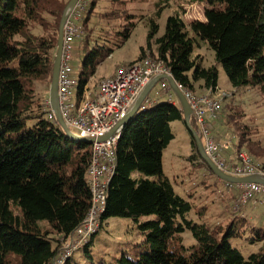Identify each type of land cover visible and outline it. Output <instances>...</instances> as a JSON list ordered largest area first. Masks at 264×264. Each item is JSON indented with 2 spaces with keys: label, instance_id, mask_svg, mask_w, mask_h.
Segmentation results:
<instances>
[{
  "label": "trees",
  "instance_id": "trees-1",
  "mask_svg": "<svg viewBox=\"0 0 264 264\" xmlns=\"http://www.w3.org/2000/svg\"><path fill=\"white\" fill-rule=\"evenodd\" d=\"M109 1L110 7L102 12L101 0H92L81 20L78 39L86 54L80 93L100 63L113 54L110 43H125L144 19L132 13L128 3L148 0ZM192 1L206 2V20L187 23L176 12L168 17L161 35L158 19L171 0L155 2L154 15L144 19L146 43L134 62L147 57L163 61L184 88L196 94L218 92L217 65L205 66L203 56L195 54L199 37L214 50L233 88L256 90L264 100V0ZM69 2L0 0V264H50L63 238L82 225L92 205L88 182L92 144L69 138L50 117L47 104L60 22ZM97 12L100 19L117 20L120 28L91 24ZM41 83L45 85L39 90ZM228 96L225 93L223 100ZM165 98L142 106L121 132L100 226L79 250L88 261L75 260L74 254L66 264H264V247L245 256L232 243L239 237L264 242V227L241 224L245 218L240 215L226 225L222 221L213 225L204 220L207 206L197 209L201 223L188 217L194 206L177 193L163 166L164 151L175 139L172 122L186 121L181 105ZM236 113L223 122L230 136H240L235 148H247L261 158L259 142L250 137L249 125L235 119ZM190 134V159L214 174ZM136 172L141 175L135 176ZM150 215L157 218L141 222ZM111 217L133 218L146 242L136 256L95 262L94 237ZM186 230L196 239L191 246L184 243Z\"/></svg>",
  "mask_w": 264,
  "mask_h": 264
},
{
  "label": "rangeland",
  "instance_id": "rangeland-1",
  "mask_svg": "<svg viewBox=\"0 0 264 264\" xmlns=\"http://www.w3.org/2000/svg\"><path fill=\"white\" fill-rule=\"evenodd\" d=\"M156 1L157 0H148L146 2L130 1L127 6L130 7L132 13L137 14V16L141 15V17L145 19L154 15V12L156 11ZM109 2V0H101L100 7L102 9L99 10L103 12L104 8H109ZM205 7L206 2L204 1L193 2L192 0H171L169 5L163 9L161 16L158 19L161 26L159 35L164 33L168 17L176 12L181 13L187 23H190L194 19L205 21ZM139 18L135 19V21H138ZM144 19L137 22V26L132 36L125 43L119 46L116 41L110 43V45H113L114 47L113 54L100 63L96 75L89 83L91 90L97 89L106 79L116 76L121 68L136 63L134 61L139 56L140 47L146 43L148 34V27L146 26ZM92 20L91 24L100 23V27L105 26L106 28H112L114 30L120 28L117 20L107 21L106 19H100L98 12L92 17ZM92 45L93 44H91L90 47H92ZM73 47V75L79 79L83 69L86 47L79 42V39L75 40ZM195 54L203 56L205 66L217 65L219 69L218 86L222 92L228 93L229 95L224 98L221 105V113L223 114L224 119L223 122L226 123L229 115L237 112L235 119L237 120L238 118V120L242 121L244 125L247 124L250 126V137L259 142L261 150L258 151V154L262 157L260 158L259 156H256V158L249 149L244 148V150L253 157L259 168L264 170L263 98L256 92V90L245 91L243 89L233 88L223 65L217 61L214 50L199 37ZM44 85V83L39 84L38 89H43ZM157 92L159 94L162 92L161 82H158L156 87L151 91L149 98L152 100L157 98L155 101H163L166 99L165 97H162L163 95L155 96ZM206 94H209V92H198L197 95ZM231 127H233L232 124ZM172 128L175 133V139L171 141L164 151V172L172 179L177 193L193 204L194 207L188 214V217L201 223L202 219L197 213V209L199 207L207 206L204 220L211 222L213 225L222 221V223L226 225L232 220V214L229 215L230 213L228 212L235 210L232 207L234 204L230 202L232 201L231 189L227 187L230 183L211 174L204 164L194 162L190 159V155L193 152V146L190 131L184 121L177 120L172 122ZM211 128L213 129V124L211 125ZM233 139L234 144H236L240 141V136L235 134ZM134 175L138 176L141 175V173L136 172ZM260 207L263 208L264 206ZM242 208H246L247 210L254 208V206L252 203H249ZM262 208L255 210V215H257L256 219L263 215L260 213L264 211ZM155 218H157L156 215L146 216L141 219V222ZM259 223L260 225H263L264 222L261 221ZM41 224L46 225L48 222L41 221ZM245 235L249 237V233H246ZM183 236L184 243L187 246L196 243V239L190 230H186ZM145 242L146 236L133 218L111 217L94 237L92 243V260L95 262L115 263L116 258H120L123 254L136 256ZM232 243L234 246L238 247L245 256H248L252 252H258L264 247V242L262 241L251 242V240L244 239L243 237L233 238ZM74 259L83 263L88 261V258L83 251L76 252Z\"/></svg>",
  "mask_w": 264,
  "mask_h": 264
},
{
  "label": "built area",
  "instance_id": "built-area-1",
  "mask_svg": "<svg viewBox=\"0 0 264 264\" xmlns=\"http://www.w3.org/2000/svg\"><path fill=\"white\" fill-rule=\"evenodd\" d=\"M92 0H79L71 11L64 27V46L59 72V102L62 116L70 129L80 137L94 139L92 159L88 168V182L92 194V205L82 223L74 232L62 240L61 250L50 264H66L68 259L87 244L100 226V218L107 204L108 186L117 164V145L121 132L100 141L127 115L131 104L141 89L156 76L172 75L163 61L147 57L128 67L121 68L116 76L103 81L95 90L89 84L82 93L80 80L73 75V45L82 34L81 20ZM162 92L170 99L178 100L167 79L161 81ZM191 108L198 117L200 133L206 152L215 164L228 174L237 177L264 175L253 157L245 150H237L235 158L229 154L234 147L233 139L222 140L214 133L211 125L220 114L224 92L197 95L178 84ZM168 92V93H167ZM159 94V93H158ZM149 97L143 107L153 104ZM50 106V100H47ZM51 108V106H50ZM50 117L56 119L51 109ZM238 192L236 206L250 201H264V185L261 183L228 184Z\"/></svg>",
  "mask_w": 264,
  "mask_h": 264
},
{
  "label": "water",
  "instance_id": "water-1",
  "mask_svg": "<svg viewBox=\"0 0 264 264\" xmlns=\"http://www.w3.org/2000/svg\"><path fill=\"white\" fill-rule=\"evenodd\" d=\"M79 0H70L68 3L62 20L60 22V27H59V35H58V47H57V52L55 55V60H54V69H53V77L52 81L50 84V90H49V100H50V106L52 111H54L56 115V120L59 123V125L62 127L66 135L77 141V142H88L92 143L94 142V139L91 138H84L80 137L77 134H75L70 127L67 125L65 122L61 110H60V102H59V95H58V89H59V72H60V67H61V61H62V54H63V46H64V27L65 23L69 18V15L71 11L74 9L76 4L78 3ZM162 79H167L172 87V90L181 105V109L184 112V118L186 121V125L189 129V131L192 133V135L195 138L199 153L206 162L214 174L219 177L220 179L237 184V183H261L264 185V175H251V176H246V177H237L231 174L226 173L222 169H220L215 162L210 158L208 153L206 152L205 145L203 142V138L200 133V125L198 121V117L196 116L194 110L191 108V105L189 104L185 94L182 92V90L179 88L177 81L173 77V75H162V76H156L153 77L139 92L137 95L136 99L134 102L131 104L127 115L113 128V130L106 134L104 137L100 138L99 140H105L112 135H114L117 132H122L123 129L126 127L130 119L140 110L142 105L144 104L145 100L149 97L151 91L156 87L159 81Z\"/></svg>",
  "mask_w": 264,
  "mask_h": 264
},
{
  "label": "crops",
  "instance_id": "crops-1",
  "mask_svg": "<svg viewBox=\"0 0 264 264\" xmlns=\"http://www.w3.org/2000/svg\"><path fill=\"white\" fill-rule=\"evenodd\" d=\"M155 96L168 97L169 95H167L166 92H164V93L161 92L160 94H158V92H157V94ZM156 99H154V100H156ZM213 131L218 136V138H220L222 140L230 139V138L233 139V137L230 136V131L227 129V127L223 123V114L222 113L219 114L218 120L213 124ZM233 143H234V139H233ZM234 147H231L228 151L229 154H231V156L233 158H235V155H236L235 154L236 149ZM192 151H193V147H192ZM227 187H229V186H227ZM229 189H231V196H232V201H230V202H232L234 204V205L232 204L233 205L232 207H233V209H235L233 211H229L228 212V213H230L229 215H231V214H232V216H239L240 215L241 217L245 218L241 224L246 225L248 222V223H250V225H254L257 227L258 226L264 227V223H263V225H260V223H259L261 221L264 222V211L260 212L263 215L257 217V219H256L257 215H255V210L262 208L260 206H264V201H258V202L250 201L249 203H252L254 208H250L247 210H246V208H242V207L246 206L249 203H247L246 205H243L241 207H237L236 202H237L238 192H237L236 188H234V187H229ZM262 209H264V207Z\"/></svg>",
  "mask_w": 264,
  "mask_h": 264
}]
</instances>
